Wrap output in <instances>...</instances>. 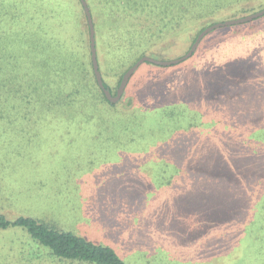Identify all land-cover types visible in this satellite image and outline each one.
Wrapping results in <instances>:
<instances>
[{
	"label": "rangeland",
	"instance_id": "rangeland-1",
	"mask_svg": "<svg viewBox=\"0 0 264 264\" xmlns=\"http://www.w3.org/2000/svg\"><path fill=\"white\" fill-rule=\"evenodd\" d=\"M148 1L86 0L114 96L142 56L181 57L201 32L159 35ZM86 21L81 0H0V213L111 245L129 264H264V15L212 30L175 66L142 63L117 108L82 85L70 113L34 110L18 70L49 71L36 44L58 71L64 41L87 60ZM222 168L231 176L215 193ZM37 249L21 228L0 231V264H61Z\"/></svg>",
	"mask_w": 264,
	"mask_h": 264
},
{
	"label": "trees",
	"instance_id": "trees-1",
	"mask_svg": "<svg viewBox=\"0 0 264 264\" xmlns=\"http://www.w3.org/2000/svg\"><path fill=\"white\" fill-rule=\"evenodd\" d=\"M250 1L253 2V5L250 3L246 4L247 1L245 0H149L144 10L147 12V20L149 22L160 25L161 33H158L159 35H163V31L167 33H179L193 27H196L198 33L206 26L219 20L222 17L219 15L222 10H229L230 14L242 13L262 7L264 4V0H258L259 3L256 0ZM13 10L9 11V14ZM86 25L90 33L88 21H86ZM147 26L148 24L146 23L145 28ZM34 38L36 37L34 36ZM19 39L22 44H25L24 37H20ZM67 43L64 41V45L62 46V48L66 46L67 51L65 52L63 67L59 71L54 68L55 58L52 60L51 57L54 53H51L49 48L44 44L35 45L38 51H40L37 55L43 54V57H47L46 68L49 71L36 72V70L30 68L18 70L19 75L17 74L16 78L19 89H15L20 91L18 94L24 93L23 97L29 99V103H32L34 110L36 105L44 102L47 104L49 111L57 112L56 110L60 106H64L66 108H64L65 111L67 110L70 113V110H68L69 97L74 95V93L81 92V86L85 85L88 88V93L82 95V97L91 94L93 102L95 98L98 106L101 107L100 104L107 103L109 106L117 108L116 103L110 102L96 81L90 53V37L88 41L89 57L87 60L76 57L75 53L69 49ZM98 44L99 41L96 35L97 48ZM195 54L196 52L193 55ZM27 59L30 60L31 57ZM98 61L100 70L102 71L99 55ZM104 84L108 88L105 80ZM24 86L29 87L28 92H25ZM30 90L33 93L31 98L32 94L29 93ZM65 111L61 110L59 112L65 116ZM51 118L56 119L57 117L53 118L52 116ZM220 171L221 175L218 172L212 173L211 177L213 179L209 180L211 182L209 183V187H212V190H216L215 193H218L217 190L222 189V187L224 188L228 184L229 177L231 176L229 174L230 171H226L223 168ZM12 228H21L26 231L30 241L39 248L36 252L41 253L40 251L45 250L52 258L61 261V264H129L111 245L92 240L69 230L60 229L52 223L35 216L21 214L15 218H10L4 213H0V231ZM27 255L28 258L32 256L40 258V255L34 254L33 250L28 252Z\"/></svg>",
	"mask_w": 264,
	"mask_h": 264
},
{
	"label": "water",
	"instance_id": "water-1",
	"mask_svg": "<svg viewBox=\"0 0 264 264\" xmlns=\"http://www.w3.org/2000/svg\"><path fill=\"white\" fill-rule=\"evenodd\" d=\"M81 2L85 8V11H86V14L88 17V23L90 26L91 52H92V62H93L94 73H95L99 87L104 91L107 98L111 102H117L120 100L130 78L132 77L133 73L138 69V67L142 63L151 62V63L157 64V65H162V66H169V65H173V64H178V63L190 58L195 53V51L197 50L201 40L212 30L223 27V26L236 25V24H240V23L249 22V21H252L253 19H256V18L264 15V9H262L260 11H257L255 13H252V14H249V15H246L243 17H239L236 19H230V20H226V21H220V22H217V23H214V24H211V25L205 27L198 34L197 38L195 39V41L192 44V46L190 47V49L181 57L171 59V60H163V59H157L154 57H150L147 55L142 56L132 67H130L127 70V72L125 73V75L122 79V82H121V85L117 91V94L114 96V95H112V92L108 88H106V86L104 84L103 77H102V73L100 71V66H99V61H98V56H97L95 28H94L92 13L90 11V8L88 7L86 0H81Z\"/></svg>",
	"mask_w": 264,
	"mask_h": 264
}]
</instances>
